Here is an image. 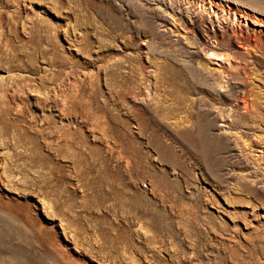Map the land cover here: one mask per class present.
<instances>
[{"label":"rangeland","instance_id":"rangeland-1","mask_svg":"<svg viewBox=\"0 0 264 264\" xmlns=\"http://www.w3.org/2000/svg\"><path fill=\"white\" fill-rule=\"evenodd\" d=\"M201 1L0 0V264H264V0Z\"/></svg>","mask_w":264,"mask_h":264},{"label":"bare ground","instance_id":"bare-ground-1","mask_svg":"<svg viewBox=\"0 0 264 264\" xmlns=\"http://www.w3.org/2000/svg\"><path fill=\"white\" fill-rule=\"evenodd\" d=\"M197 1V6H198V8L200 7V5L202 4V8H203V11L204 12H206V15H208V19L209 18H214L215 20H217V21H220V20H218V18H220V12L219 11H216V10H214V9H211L210 7H206L205 6V4L201 1V0H196ZM189 3V2H188ZM194 4V3H193ZM192 4V5H193ZM201 8V9H202ZM196 9V8H195ZM195 12V11H194ZM201 12H202V10H201ZM195 15H196V13H195ZM207 17V16H206ZM223 20V22L225 23V25L226 24H228L229 26L230 25H235L237 22L236 21H238L239 19L238 18H236V16H233L232 18L231 17H226V18H224V19H222ZM246 22V21H245ZM244 22V23H245ZM250 22L252 23V24H258V23H256L254 20H250ZM219 23V22H218ZM222 23V22H221ZM240 23V22H239ZM261 25V24H260ZM220 27H221V25H220ZM230 27H232V26H230ZM232 29V28H231ZM261 29V28H260ZM210 51V50H209ZM214 52H215V50H214ZM214 52H208V54L210 53V56H216L217 54L216 53H214ZM207 54V55H208ZM218 56V55H217ZM220 56V55H219ZM223 56V55H222ZM224 57V56H223ZM219 58V57H218ZM225 62H226V60H225ZM243 101V108H246L247 109V107H246V101L245 100H242ZM245 109V110H246Z\"/></svg>","mask_w":264,"mask_h":264}]
</instances>
